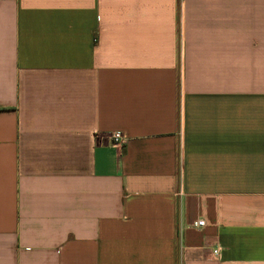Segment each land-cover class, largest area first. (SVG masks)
Here are the masks:
<instances>
[{
  "label": "crops",
  "instance_id": "1",
  "mask_svg": "<svg viewBox=\"0 0 264 264\" xmlns=\"http://www.w3.org/2000/svg\"><path fill=\"white\" fill-rule=\"evenodd\" d=\"M0 264H264V0H0Z\"/></svg>",
  "mask_w": 264,
  "mask_h": 264
},
{
  "label": "built area",
  "instance_id": "2",
  "mask_svg": "<svg viewBox=\"0 0 264 264\" xmlns=\"http://www.w3.org/2000/svg\"><path fill=\"white\" fill-rule=\"evenodd\" d=\"M112 138V141L115 145H121L122 143H124V136L122 135V133L120 132H116V133H113V135L111 136ZM206 224L205 220L204 219H199L197 220L195 223H194V227L195 228H202L204 227ZM217 253V251L215 252Z\"/></svg>",
  "mask_w": 264,
  "mask_h": 264
}]
</instances>
